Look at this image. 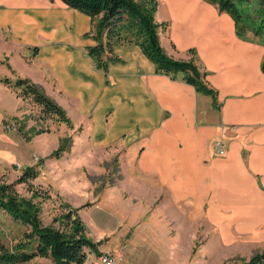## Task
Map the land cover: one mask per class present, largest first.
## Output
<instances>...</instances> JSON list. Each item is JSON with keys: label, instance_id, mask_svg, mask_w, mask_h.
<instances>
[{"label": "crops", "instance_id": "1", "mask_svg": "<svg viewBox=\"0 0 264 264\" xmlns=\"http://www.w3.org/2000/svg\"><path fill=\"white\" fill-rule=\"evenodd\" d=\"M1 13L20 19L19 29L31 32H21L22 41L38 46L31 58L37 70L54 76L75 110L99 120L100 135L94 131L93 138L121 139L126 170L140 172L144 189H152L145 192L142 210L152 211L154 222L151 217L147 222L154 225L151 234L164 235V248L171 237L175 247L168 249H179L181 230L174 213L180 206L190 217L230 220L231 231L264 242V44L239 37L227 11L208 0H158L155 14L163 22L159 39L167 53L187 59L188 49H195L196 62L217 90L218 107L182 78L155 72L138 44L114 46L120 58L108 61L105 78L81 48L95 42L85 34L90 16L61 0H0V18ZM215 141L222 142L223 154ZM157 200H165L162 209L174 216L164 230L155 226L164 217L161 207L151 205ZM125 201L132 209L130 198ZM150 244L145 247L157 257L162 246ZM130 251L126 248L128 256L120 264H180ZM86 263L101 264L97 257Z\"/></svg>", "mask_w": 264, "mask_h": 264}, {"label": "rangeland", "instance_id": "2", "mask_svg": "<svg viewBox=\"0 0 264 264\" xmlns=\"http://www.w3.org/2000/svg\"><path fill=\"white\" fill-rule=\"evenodd\" d=\"M234 1L237 4L238 1ZM2 14L0 179L13 182L21 196L39 206L42 224L53 227L65 225L66 222H61L62 215L71 208H77V214L85 225V233L97 243L99 253L119 250L117 264L128 256V247H131L130 252L133 254L178 259L180 264H237L264 250V242L252 240L247 234H237L235 229L231 231L228 228L230 220H209L205 215L199 214L195 218L190 217L187 209L181 206L180 211L174 213L181 230L177 235L181 239L179 249H168L173 245L175 247V243L171 241V237L166 236L165 241L169 247L164 248V235L151 234V226L154 225L147 222L152 211L142 210L145 192H152V189H144H147V182L143 181L146 178L140 172L126 170L128 161L125 159V146L121 139L93 138L94 131H97L96 136L100 135L99 120L95 122L91 115H82L75 110L72 99L61 91L54 76L43 75L37 70V63L31 60V47L22 41L24 35L29 36L31 32L19 29L17 25L21 24L20 19L18 22L17 18ZM157 22L162 21L157 19ZM21 32L26 33L23 35ZM81 48L84 49L83 46ZM18 75L31 78L61 105L70 124L44 116L30 98L17 95L15 88L1 80L3 77L14 79ZM107 120L106 117L105 121ZM28 167H33L37 175L20 181L19 177ZM129 198L132 209L125 206V200ZM164 204H167L165 200H157L151 205L155 208L158 205L162 209ZM218 206L219 203L216 202L212 210ZM162 211L166 221L163 222L164 217H159L160 220L155 224L159 230L172 224V210ZM212 215L215 216L214 212ZM168 227L167 231L175 235ZM29 229L28 225L12 218L0 208V240L5 246L12 248L27 240L25 233ZM152 242H159L162 246L158 248L157 257L151 255L154 251L145 247ZM97 255L88 251L86 258L95 260ZM36 261L53 264L51 257L40 255L17 264H33Z\"/></svg>", "mask_w": 264, "mask_h": 264}, {"label": "trees", "instance_id": "3", "mask_svg": "<svg viewBox=\"0 0 264 264\" xmlns=\"http://www.w3.org/2000/svg\"><path fill=\"white\" fill-rule=\"evenodd\" d=\"M90 16L91 28L85 34L95 42L84 46V50L96 68L108 75L107 63L120 57L114 52L119 43L138 44L143 53L153 62L155 72L172 78L180 77L202 93L211 97V104L218 107L217 90L205 76L206 70L196 62L195 49L189 48V58H176L165 51L159 39V27L155 17L158 0H61ZM217 5L219 11H227L234 19L236 34L264 44V0H208ZM34 55L37 45L30 46ZM264 71V53L260 61ZM2 82L12 86L17 95L30 98L44 116L56 118L70 124L64 109L49 97L43 89L27 76L14 79L3 77ZM37 171L28 167L19 177L20 181L35 177ZM0 208L12 218L29 226L27 240L9 248L0 240V264H17L35 255L49 256L53 264H82L87 252L99 254L97 243L85 233V225L71 208L61 217L66 222L60 227L44 225L39 217V206L21 196L13 182L0 179ZM34 241V244H32ZM33 264H42L38 261ZM237 264H264V250L254 253L249 259Z\"/></svg>", "mask_w": 264, "mask_h": 264}, {"label": "built area", "instance_id": "4", "mask_svg": "<svg viewBox=\"0 0 264 264\" xmlns=\"http://www.w3.org/2000/svg\"><path fill=\"white\" fill-rule=\"evenodd\" d=\"M214 147L220 154L225 152V148L222 146L221 141H215ZM119 252L103 251L97 255V261L101 264H117Z\"/></svg>", "mask_w": 264, "mask_h": 264}, {"label": "bare ground", "instance_id": "5", "mask_svg": "<svg viewBox=\"0 0 264 264\" xmlns=\"http://www.w3.org/2000/svg\"><path fill=\"white\" fill-rule=\"evenodd\" d=\"M8 1V0H7Z\"/></svg>", "mask_w": 264, "mask_h": 264}]
</instances>
